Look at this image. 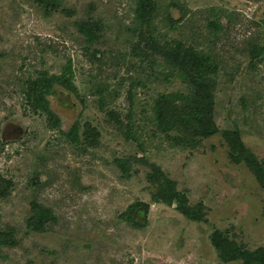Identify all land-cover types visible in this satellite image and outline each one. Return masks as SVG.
I'll return each mask as SVG.
<instances>
[{
  "label": "rangeland",
  "instance_id": "obj_1",
  "mask_svg": "<svg viewBox=\"0 0 264 264\" xmlns=\"http://www.w3.org/2000/svg\"><path fill=\"white\" fill-rule=\"evenodd\" d=\"M61 2L46 16L0 0V175L13 182L0 194L13 241L0 264H244L212 239L264 248V178L251 166H264V0ZM191 50L212 62L220 132L187 129L176 111L155 119L163 95L187 107L176 93L194 87ZM228 129L244 143L235 158ZM172 187L203 220L164 202ZM137 202L149 205L138 226L124 215ZM35 204L54 217L41 232Z\"/></svg>",
  "mask_w": 264,
  "mask_h": 264
},
{
  "label": "trees",
  "instance_id": "obj_2",
  "mask_svg": "<svg viewBox=\"0 0 264 264\" xmlns=\"http://www.w3.org/2000/svg\"><path fill=\"white\" fill-rule=\"evenodd\" d=\"M33 3H36L38 7L43 9L44 14L50 15L53 11H56L60 8L62 5L61 0H31ZM144 7V2H141V8ZM139 12H141L138 9ZM137 11V12H138ZM139 17V16H138ZM85 27V26H84ZM88 39L92 40L94 39L93 30H86L85 31ZM189 61H191V65L188 69L185 68V70H188L189 75H193L194 80V87L190 89L189 93L187 94H180L176 93V97H181L180 101L184 102L187 107H184V109H181L179 107L172 106V102L170 99H167V96H161L156 103L155 107V116L156 120L162 121L163 119V113L176 111L174 115L176 117H179V121L181 118L186 121V128L192 129L195 128L200 130V127L202 128L200 133H204L205 135H209L210 133H216L220 132L219 123H217L216 117L214 115V103L211 101V91L212 88L210 86V81L205 77L209 75L210 71H213L210 69L211 63L209 60H204L203 57L199 56V53L195 50H191ZM208 62V64H207ZM206 66V67H204ZM182 68V67H181ZM210 69V70H209ZM47 93L53 94L54 90L51 86L47 88ZM175 94H171V96H174ZM169 96V97H171ZM44 105H47V102H43ZM213 106V108H212ZM186 119V120H185ZM163 122V121H162ZM161 123V122H160ZM223 134H226L228 137L226 139L227 145L230 148V151L233 153V158L236 157V154L238 152L241 153L242 150H245L244 143L241 140V136L239 134V131L233 132V130H226L223 132ZM69 137H73V140L78 139V127H74V130L71 134H69ZM239 155V154H238ZM251 166L258 171L259 175L261 176V181L263 180L264 176V166L259 164L257 161L253 160L251 162ZM0 182H5L7 184L6 188L0 192L1 196H7V189L9 186L13 184L12 181L5 179L2 175H0ZM167 193L164 194L163 191L160 195H166V197L163 199L165 203L168 205L172 204L173 202L178 203V210L189 219L193 220H203L204 215L202 214V206L195 205L190 206L186 203V196H184L182 193L175 192L173 187L171 189H168L166 191ZM153 199L156 200V197ZM143 206L146 210L148 209L149 205L141 202H137L133 204L131 207L128 208V210L125 212V216H127V219L130 223H134L133 225L138 226V223L134 222L133 214L135 211ZM34 221H35V227L34 229L38 232H41L44 230V225L49 220L54 219L53 214L49 210L43 209L40 205L35 204L34 205ZM123 215V216H124ZM8 236H4L0 232V244L6 243L10 244L13 243V241L8 239ZM5 240V242H4ZM221 240L224 241V243H227V245L222 246ZM213 244L215 247L219 250H222V256L229 254L227 256V259H240L243 261L244 264H264V248H260L255 251H249L243 248L240 245H237V243L233 240H229L227 237L222 236V233L220 231H216L213 236Z\"/></svg>",
  "mask_w": 264,
  "mask_h": 264
}]
</instances>
